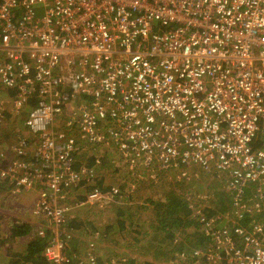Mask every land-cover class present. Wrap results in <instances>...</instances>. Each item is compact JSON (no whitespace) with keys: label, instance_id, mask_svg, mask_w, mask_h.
I'll use <instances>...</instances> for the list:
<instances>
[{"label":"built area","instance_id":"2783aa9c","mask_svg":"<svg viewBox=\"0 0 264 264\" xmlns=\"http://www.w3.org/2000/svg\"><path fill=\"white\" fill-rule=\"evenodd\" d=\"M8 90L15 115L37 100L22 120L33 140L0 151V182L34 192L49 264H97L93 241L80 253L66 246L71 210L118 192L68 198L94 185L98 155L74 164L98 145L154 178L214 173L236 202L250 188L262 219L239 225L247 205L201 217L210 245L192 253L264 264V0H0V128Z\"/></svg>","mask_w":264,"mask_h":264},{"label":"rangeland","instance_id":"374dc122","mask_svg":"<svg viewBox=\"0 0 264 264\" xmlns=\"http://www.w3.org/2000/svg\"><path fill=\"white\" fill-rule=\"evenodd\" d=\"M5 95L6 96L2 98L3 105L5 109H8L9 105L7 103L10 99V96L8 94ZM18 136H25L29 140H33L29 138L30 136L22 121H17L15 117L9 119L7 118L4 125L0 128V151L4 150L6 157L9 154L6 148L14 140H16ZM83 150H88L84 152L86 156L85 159L93 155H98L100 159H102L103 166L99 169L98 167L95 168L97 178L96 180H102V187L114 188L117 191H119L118 189L121 188L120 191H122L123 196L116 195L114 197V201L110 202L111 204L102 208H99L95 205H86L73 208L71 210L69 213V220L75 219L76 221H83L84 224L81 233L77 234L75 231L72 232L74 239H76L78 242L69 244L67 247L69 251L75 249L73 250L75 253H80L84 248L83 246L86 245L87 242L93 241L95 252L99 251V253L102 254L104 258H108L111 261L121 258L119 261L124 262L130 258H133L141 259V261L147 259L156 262L155 264H187L185 261H176L175 258L165 260L166 256L164 257V255L163 257L156 256L153 258L150 257V254L137 252L136 247L133 249V251H131L132 249L130 246H128L129 243L127 237L122 238L118 231H107V235H103V237L105 236V239H102L101 236V233L104 232V226L106 223L113 222V224H115V207H117L119 204L126 207H137V205L146 206L148 202L145 201V199L148 197L153 199L163 197L171 189L172 184L174 190L185 196L187 201L192 203L194 201H200L202 205L207 206L209 204H213L218 198H224L225 200L228 199L227 208L238 206L239 208L243 209L248 203L254 201L253 203L255 205L252 207V212L258 214V211H261L260 209L258 210V208H256V205L259 207L260 203L258 202V199L253 197L250 188H248L246 192L242 194L238 202H236L232 198L226 196V189L216 174L208 173L206 176H204L203 171L199 167H192L191 171L187 172L188 176H185L184 178H178L180 177L179 172L177 175L174 173H169L162 176H155V178L148 175L145 177L140 172L141 170L127 169L124 164H122L120 159L117 158V153H115L110 146L98 145L93 147V149L85 148ZM178 180H181V182H178ZM83 189L85 188L81 187L77 190L71 191V193L68 195L69 200H74L78 198L79 195H82L84 192L82 191ZM127 195L129 196V199L124 198ZM33 199V191L20 193L11 192L5 187L4 184L0 182L1 236H3L5 231H7L11 218H16L17 222L23 221L33 224L35 229L44 224L43 219L35 218L30 215L29 211ZM144 212L145 211H143V213L140 212L139 219L144 218ZM132 223L133 224L131 225V228L139 229L141 223L139 226L134 225L136 221H133ZM183 236L184 235L182 233L177 232L175 241H185ZM18 241V244H16L14 247L15 249L21 247L20 239ZM175 241L172 243L173 246L176 245L174 244L176 243ZM184 247H186L187 250L192 246L184 245ZM172 248L173 247H164L163 250L169 251V249ZM197 264H200V262Z\"/></svg>","mask_w":264,"mask_h":264},{"label":"trees","instance_id":"16d2710c","mask_svg":"<svg viewBox=\"0 0 264 264\" xmlns=\"http://www.w3.org/2000/svg\"><path fill=\"white\" fill-rule=\"evenodd\" d=\"M7 94L9 96H13L14 90H8ZM36 94L32 93L25 107H21L18 115L10 113L7 110L4 112V118H16L17 121H22L30 106L36 103ZM9 103V101H8ZM7 103V104H8ZM4 108V105H3ZM5 109V108H4ZM255 146L258 145V142H255ZM82 152V151H81ZM79 152L76 157V162L74 167L78 169L82 164L90 167L94 165V155L87 157L85 159V153ZM100 160V164L95 166V168L103 166L102 159L97 157ZM124 166L130 169V165L128 163L123 162L120 160ZM102 164V165H101ZM132 170H137L136 168ZM145 177L149 174L146 171H140ZM164 174L157 173L156 176H162ZM94 185H82L84 187L82 191H87L92 187H99L102 191L108 192L110 191V187H102L101 182L102 180H96V171H94ZM181 182V180H178ZM129 186V185H128ZM122 187V186H120ZM79 188H76L79 189ZM119 188L118 192L115 194L118 196H123L122 191ZM123 189V188H122ZM83 194V193H82ZM83 195H79L78 198H82ZM227 197H229L226 194ZM217 197V196H216ZM124 198H128L127 195ZM227 200L224 198H218L217 201L213 204H209L207 206L202 205L200 201H194L193 203L187 201V198L182 194L178 193L176 190L173 189V184L171 185V189L163 196L157 199H153L148 197L145 199L147 201V205H137V207H126L122 205H118L115 207V221L110 223H106L104 226V232L101 233L102 239H105L107 235V231L114 230L118 231L121 234L122 238H126L128 240V246L131 247V251L136 247V251L139 253H146L150 254V257H164L165 260H169L175 258L176 261L179 262H187L197 264H209L210 260L207 261L203 255L200 256L193 254L192 251L200 249L204 250L207 245H210V237L204 234L203 225L201 223L200 218L202 217L203 220H207L213 217L215 214L219 212H224L226 210H230L231 208H227ZM200 202V203H199ZM119 203V202H118ZM117 203V204H118ZM111 203H106L104 206L99 208L108 206ZM199 210L201 216H196L194 213L195 211ZM145 211V215L143 219H139L140 212L143 213ZM135 216V217H134ZM257 216V217H256ZM253 218L254 220H261V215H254V214H244L243 219L239 222L241 226H247L248 221ZM129 222H128V221ZM136 221L134 225L139 226V229L131 228L132 222ZM83 221H76L75 219H71L68 221L67 228H71L73 231L81 233L83 228ZM232 230L230 225H224ZM240 226V227H241ZM116 227V228H114ZM36 230L33 224L28 222H17L16 218H11L9 221V225L7 231L4 232L3 236L0 235V264H49L46 257L43 255V246L46 244V237H39L36 234ZM74 232V233H75ZM180 232L184 236L186 241L183 242H176V233ZM113 233V232H112ZM76 235V234H74ZM233 237L237 238L236 234L233 233ZM20 239L21 247L15 249V245L18 244V240ZM176 242L175 246H173V242ZM78 241L74 239L73 235L68 240V245L72 243H77ZM150 244V245H146ZM152 244V245H151ZM187 246H192L190 249L186 250ZM148 246V247H146ZM68 247V246H66ZM164 247H173L169 249V251H164ZM75 250V249H73ZM68 252L71 254L74 251ZM142 250V251H140ZM182 250L185 253H181ZM75 253V252H74ZM181 253V254H180ZM183 254V255H182ZM97 255V264H155L156 262L150 260H142L141 259H133L130 258L126 261H119L117 260L111 261L108 258H104L99 251H96ZM168 257V258H167ZM211 264H223L222 261H214L210 262Z\"/></svg>","mask_w":264,"mask_h":264},{"label":"crops","instance_id":"0c3cea01","mask_svg":"<svg viewBox=\"0 0 264 264\" xmlns=\"http://www.w3.org/2000/svg\"><path fill=\"white\" fill-rule=\"evenodd\" d=\"M7 156H8V157H11L10 154H8ZM221 183H222V181H221ZM222 184H223V183H222ZM7 189H8V188H7ZM253 202H254V201H253ZM253 202L248 203L247 206H252V207H253V206L255 205ZM256 208H258V209H260V210L263 211L262 204H260L259 207H257V205H256ZM251 214H254V215H258V214H259V215H262V212H261V211H258V214L254 213V212H251ZM256 217H257V216H256Z\"/></svg>","mask_w":264,"mask_h":264}]
</instances>
